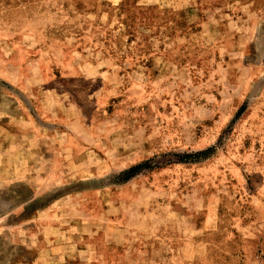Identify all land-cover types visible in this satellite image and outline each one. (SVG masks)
Masks as SVG:
<instances>
[{"label":"rangeland","instance_id":"obj_1","mask_svg":"<svg viewBox=\"0 0 264 264\" xmlns=\"http://www.w3.org/2000/svg\"><path fill=\"white\" fill-rule=\"evenodd\" d=\"M0 264H264V0H0Z\"/></svg>","mask_w":264,"mask_h":264},{"label":"trees","instance_id":"obj_2","mask_svg":"<svg viewBox=\"0 0 264 264\" xmlns=\"http://www.w3.org/2000/svg\"><path fill=\"white\" fill-rule=\"evenodd\" d=\"M137 168H140V166L139 165H137V166H134L133 168H131L129 171H134L135 169H137Z\"/></svg>","mask_w":264,"mask_h":264}]
</instances>
